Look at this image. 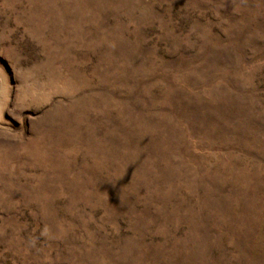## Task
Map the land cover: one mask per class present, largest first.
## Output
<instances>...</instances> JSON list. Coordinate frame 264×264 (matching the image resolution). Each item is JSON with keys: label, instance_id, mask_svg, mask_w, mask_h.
Wrapping results in <instances>:
<instances>
[{"label": "rangeland", "instance_id": "obj_1", "mask_svg": "<svg viewBox=\"0 0 264 264\" xmlns=\"http://www.w3.org/2000/svg\"><path fill=\"white\" fill-rule=\"evenodd\" d=\"M0 264H264V0H0Z\"/></svg>", "mask_w": 264, "mask_h": 264}]
</instances>
